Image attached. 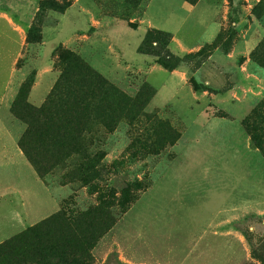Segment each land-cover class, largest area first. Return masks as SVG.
Wrapping results in <instances>:
<instances>
[{
    "label": "rangeland",
    "instance_id": "1",
    "mask_svg": "<svg viewBox=\"0 0 264 264\" xmlns=\"http://www.w3.org/2000/svg\"><path fill=\"white\" fill-rule=\"evenodd\" d=\"M77 1L37 0L15 63L21 85L50 66L56 80L39 109L63 73L83 82L87 67L138 108L109 129L89 121L84 149L57 166L43 153L42 177L18 144L26 126L6 123L25 158L0 137V229H19L3 235L0 264H260L264 113H254L264 105V0H207L211 24L191 16L188 42L176 44L164 31L133 33L150 0H81L93 9L88 22L70 11ZM68 11L62 23L53 17ZM70 23L75 40L43 39V27L63 36ZM151 31L161 33L151 53L139 52ZM11 64L0 54V98Z\"/></svg>",
    "mask_w": 264,
    "mask_h": 264
},
{
    "label": "trees",
    "instance_id": "2",
    "mask_svg": "<svg viewBox=\"0 0 264 264\" xmlns=\"http://www.w3.org/2000/svg\"><path fill=\"white\" fill-rule=\"evenodd\" d=\"M184 1L195 5L199 0ZM152 34L158 37L161 35L157 32H148L139 47V52L151 53L147 48L148 43L152 41ZM170 42L171 37H168L167 45ZM154 56L157 57L158 63L166 69L172 70L177 66L173 58L167 60L160 55L154 54ZM83 69L90 74L86 81L81 82L76 79L72 81L63 73L51 95L39 109L28 103L33 81H25L11 106V114L26 126L24 134L19 139V147L40 177L44 173L40 163L43 153L48 155L49 162L57 166L72 155H79L84 149L82 134L89 121H100L102 127L109 129L114 127L124 114L133 113L138 108L136 99L127 98L99 76L95 77V74L87 67ZM92 77L97 79L93 81ZM60 86L63 88L60 89ZM145 90V87L141 90L139 98ZM263 108L264 105L254 113L256 118L259 112L264 113ZM61 218L63 216L59 214L51 217L49 221ZM253 257L260 264H264V255L254 254Z\"/></svg>",
    "mask_w": 264,
    "mask_h": 264
},
{
    "label": "crops",
    "instance_id": "3",
    "mask_svg": "<svg viewBox=\"0 0 264 264\" xmlns=\"http://www.w3.org/2000/svg\"><path fill=\"white\" fill-rule=\"evenodd\" d=\"M36 2L37 0H0V54L12 58V69L3 87L0 98V137L8 136L12 140L13 136H11L10 132L7 130L6 123L15 121L10 110L18 95L23 80L22 76H17L19 72L15 70V63L24 48L27 33L26 29L33 19ZM80 3L81 0H78L70 11L75 12L76 17L77 15L84 17L85 21L88 22V19L90 20V17L94 16L93 9L88 7V5H86L87 3H85L86 7L82 8ZM215 11L216 8L207 0H199L197 4L192 6L181 0H150L143 14L141 26H139L135 32L133 31V33H136L135 36L137 38H141L147 30L156 29L172 34L174 36V44L188 42L185 36L186 21L192 16V19H194L193 21L198 27L206 28L211 24L210 21L214 18L213 12ZM53 17L56 20L60 19L59 22L62 23V18L65 17V19H68L69 11L64 16L58 17L54 15ZM70 25L72 30L68 35L63 36L61 34V29H59L60 26L43 27L41 32L42 37L44 40L48 41L49 44L62 42V38L73 41L78 33L76 30L77 25L71 23ZM73 26H75V28H73ZM141 28H143L142 31H140ZM42 50L41 47L40 54ZM49 50L50 49H47V53ZM55 80L56 76L51 72L50 66L45 65L39 68L36 73L35 83L31 87L28 95V102L34 107H40ZM11 146L14 151H18L19 154L23 156L15 140H13ZM11 218L13 219L12 215L9 220L13 222L14 219L12 220ZM8 229H11L9 233L0 229V242L6 239L3 235L7 236L8 234L19 231V229L14 230L13 227Z\"/></svg>",
    "mask_w": 264,
    "mask_h": 264
}]
</instances>
